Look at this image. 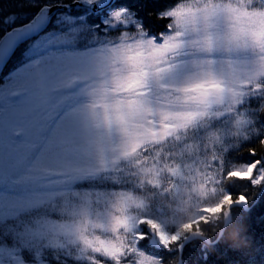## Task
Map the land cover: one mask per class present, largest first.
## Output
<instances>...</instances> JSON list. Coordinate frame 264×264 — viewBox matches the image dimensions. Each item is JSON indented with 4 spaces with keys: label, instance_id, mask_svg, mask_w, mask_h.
Here are the masks:
<instances>
[{
    "label": "snow or ice",
    "instance_id": "obj_1",
    "mask_svg": "<svg viewBox=\"0 0 264 264\" xmlns=\"http://www.w3.org/2000/svg\"><path fill=\"white\" fill-rule=\"evenodd\" d=\"M146 7L0 9V264H208L230 228L250 257L264 154H232L264 148V0H171L158 33Z\"/></svg>",
    "mask_w": 264,
    "mask_h": 264
},
{
    "label": "trees",
    "instance_id": "obj_2",
    "mask_svg": "<svg viewBox=\"0 0 264 264\" xmlns=\"http://www.w3.org/2000/svg\"><path fill=\"white\" fill-rule=\"evenodd\" d=\"M17 0H0V9H3L4 12L11 11L15 9V4ZM121 2H125L131 4L133 7H136L140 4H146L147 7L144 8V11L141 13L145 16L146 25L151 26L153 31L160 32L164 30V27L169 23L168 20H157V12L160 10L161 6L167 3H170L171 0H121ZM260 103H264V101H258L255 108L258 107ZM261 117L258 115L257 119L259 120ZM250 148H255L257 151V157L264 154V148L259 144V141H253L251 143L243 144L238 151L234 152L232 156L239 157L240 161H248L251 160L252 157L248 155V150ZM242 185H237L234 191L242 190ZM250 196H259L258 191L249 187L248 189ZM259 199V197H258ZM234 212H240V209H234ZM241 215H246L241 213ZM243 227H246L248 230V234L253 238V244L250 251V257L241 258L238 253L228 251L227 255H223L224 250L230 246L234 245V242L231 240L233 235V230L230 228L225 232L223 239L220 243V251H213V254L208 258V264H229V261L237 260V259H249L253 258L255 264H264V199H259L258 205L254 208L251 215L244 219ZM205 230V235L210 237H216L219 233L220 228L223 227L222 224H213L209 223L208 225H202ZM242 239V238H241ZM200 241H194V245H198ZM209 250L212 251L209 246ZM166 258L167 254L162 253ZM200 249L199 247H192L189 249H185V259L190 261H196L199 257Z\"/></svg>",
    "mask_w": 264,
    "mask_h": 264
},
{
    "label": "clouds",
    "instance_id": "obj_3",
    "mask_svg": "<svg viewBox=\"0 0 264 264\" xmlns=\"http://www.w3.org/2000/svg\"><path fill=\"white\" fill-rule=\"evenodd\" d=\"M231 240L234 242V245H235V246H239L240 244L243 243L242 239H239V240H238V239L236 238L235 234L232 235Z\"/></svg>",
    "mask_w": 264,
    "mask_h": 264
},
{
    "label": "rangeland",
    "instance_id": "obj_4",
    "mask_svg": "<svg viewBox=\"0 0 264 264\" xmlns=\"http://www.w3.org/2000/svg\"><path fill=\"white\" fill-rule=\"evenodd\" d=\"M253 101L255 102L256 100H253ZM253 101L251 102V103H252V107H253V105L255 104Z\"/></svg>",
    "mask_w": 264,
    "mask_h": 264
}]
</instances>
